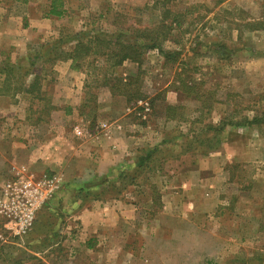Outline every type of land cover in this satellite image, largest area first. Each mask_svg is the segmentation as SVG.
<instances>
[{"label":"rangeland","instance_id":"374dc122","mask_svg":"<svg viewBox=\"0 0 264 264\" xmlns=\"http://www.w3.org/2000/svg\"><path fill=\"white\" fill-rule=\"evenodd\" d=\"M50 1L0 0V48L5 41L4 49H0L1 60L11 59L16 48L23 49L19 56L34 54L59 36L85 30L93 37L99 33L105 41L113 40L114 35L120 33L124 36L120 42H133L137 31H158L161 50L171 55L166 60L159 49L144 51L139 66L125 61L113 70L114 78L137 76L136 84L143 96L138 101L127 103L117 94L110 97L111 93L101 85L100 79L99 69L106 68L104 60L96 58L91 63L94 58L90 56L88 65L78 70L70 68L69 61H57L51 66L52 74L48 78H53L54 83L49 95L51 105L57 110L50 109L48 115L45 114L42 102L33 101L25 93L22 99V95L19 96L21 105L13 103V108L0 109V194L2 186L12 182L15 173L22 168L34 179L50 178L55 174L63 177L59 191L38 210L25 236L8 235L0 223V231L6 233L5 241L0 244V264L229 262L230 259H226L230 255L228 252L231 253L229 250L218 254L202 249L204 243H212V235L199 236L194 226L187 223L183 228L180 222L187 219L182 212L173 213L169 209L172 214L169 218L162 217L160 225L170 232H157L155 239L150 237L155 236L158 222H153L154 227L149 233L150 228L144 226V221L152 217L144 216V213H164L159 190L164 181L171 178L170 183H173L180 172L195 168H201L206 174L211 172L212 160L216 159L219 149L216 147L206 153L205 150L199 153L198 148L193 150L196 138L204 139L214 134L209 131L211 127L225 124L218 135L224 139L225 135L239 129L227 126L228 123L256 118L257 124L240 129H245L248 137H264V0H63L66 14L60 19L46 17ZM106 45L100 44L102 48ZM66 48L70 50L72 46ZM19 56L11 62H18ZM92 73L97 76V83H94ZM5 78L10 85L20 88V76L1 74L0 83ZM32 78L28 76L24 84H29ZM86 82L91 87L84 88ZM184 88L191 90L188 93ZM4 96L13 102L16 95ZM92 97L96 102L86 101ZM3 102L0 106L9 104ZM84 103L86 107L81 112L79 108ZM167 106L177 107L175 114L169 112ZM4 114H15V123L5 122ZM171 114L175 117L171 118ZM117 119H122L128 133L138 139L133 146L137 155L158 145L162 148L156 161L150 163L137 179L138 183H143L141 187L151 192L150 186L155 187V195L152 192L155 204L146 209L148 201L142 193L138 220L143 224L137 227L130 224L129 229L125 228L120 234H116V230L102 233L97 229L96 235L84 238L80 223L76 221L80 203L74 201L78 188L83 186L79 180L86 172L85 167L98 164L90 159L86 161L78 154L79 146L88 136L78 137L74 128L79 126L88 133L90 128L100 126L96 125L98 121L115 122ZM188 142H191L192 150L184 152ZM134 163L135 159L128 160L122 168L111 167L116 169L109 170V178ZM227 166H237L232 170L230 184L225 186V196L232 198L251 191L252 176L256 173L254 166L264 165ZM103 179L104 176H98L93 180ZM136 190L129 187L119 197L132 202ZM172 191L177 195L170 194L174 197L171 200L177 201L175 198L180 194L177 190ZM94 202L88 199L84 207L94 206ZM235 212L236 209L233 212L225 209L222 218L231 216L221 224L228 229L233 225L242 226L243 220L240 221V215ZM213 223V218H207L204 226L212 227ZM253 238L256 245L264 249L262 235H253ZM88 242L93 245L91 249L87 248ZM219 259L224 260L220 263Z\"/></svg>","mask_w":264,"mask_h":264},{"label":"crops","instance_id":"0c3cea01","mask_svg":"<svg viewBox=\"0 0 264 264\" xmlns=\"http://www.w3.org/2000/svg\"><path fill=\"white\" fill-rule=\"evenodd\" d=\"M5 25V24H4ZM5 42V41H4ZM1 43V48L2 47ZM12 45H17L13 44ZM11 59L23 54L22 48H16L13 51ZM1 53V52H0ZM2 56V55H1ZM21 57V56H19ZM1 60V59H0ZM15 100L11 102L6 96H0V103H9L8 105H1L0 109L13 108L11 105H21L23 92L15 94ZM112 97L111 94H109ZM14 97V96H13ZM19 99V100H18ZM5 122L15 121L16 115L4 114ZM4 119V118H2ZM124 121L117 119L115 122H97L96 125H104V127L90 128L88 133L97 131V134L91 138H84L82 141V148L84 151L78 152L88 159L93 160L98 164L97 166H86V172L81 175L82 179H78L80 184L93 181L98 176H103L109 173L113 166L124 167L128 160H133L136 156L137 150L133 148L136 145L138 139L128 133V130L123 126ZM15 123V122H14ZM108 124V125H107ZM245 129H236L232 134L225 135L222 139L216 159L212 160L210 173L206 174L201 168H195L180 172L176 179L171 182V178L168 182L164 181V184H160V201L162 202V208L164 213L159 211L158 213L146 214L144 216L151 215L152 218H148L144 221V226L151 229L154 227L153 222H158V226L155 230V236L162 231L169 233L170 230L163 228L160 225L162 217L169 218L173 213L182 212L185 219L180 222L181 226L184 225L194 226L195 231L199 236L211 234L213 237L212 243L207 242L202 247L204 250L211 252H225L227 250L230 255L226 259H230L225 264H264V249L261 246L256 245V239L253 235L260 237L262 235V241L264 242V166H254L256 173L252 176V188L247 194L239 195L236 197L225 196V186L230 184L232 179V170L237 164H262L264 165V137L252 138L245 134ZM111 147V149H110ZM76 154V151L74 152ZM118 169V168H117ZM115 171V170H112ZM174 177V176H173ZM78 181V182H79ZM157 187V186H156ZM137 190L134 191L132 202H125L122 199H108L102 201H95L94 206L77 208L76 221H79L82 228L83 237H92L96 235L97 229L102 233L120 234L125 228L129 229L130 224H136L140 226V211L141 202L140 197L142 193L146 196V209L154 206L152 201V192L150 189L134 186ZM171 189V190H170ZM177 190L180 194L177 201H172L170 194H176L172 191ZM142 191V192H141ZM221 194L220 197L217 195ZM228 200V201H227ZM227 201V202H225ZM146 203V204H147ZM169 204V206H166ZM176 209H173V207ZM171 209V211H169ZM235 210L240 215V221L242 226H234L233 228H227L224 224L231 216H224V210ZM242 215L244 218H242ZM126 218V219H125ZM207 218L214 219V225L212 227L204 226V222ZM127 219H130L129 222ZM100 220V221H99ZM137 220V223L135 222ZM99 221V222H98ZM114 221V222H113ZM139 221V223H138ZM202 224V225H199ZM255 224V225H254ZM115 226V228H113ZM168 231V232H167ZM158 232V233H157ZM177 232V231H176ZM151 236V235H149ZM201 242V241H200ZM204 242V241H202ZM210 243V244H209ZM261 253V254H259ZM220 263L224 259H219Z\"/></svg>","mask_w":264,"mask_h":264},{"label":"trees","instance_id":"16d2710c","mask_svg":"<svg viewBox=\"0 0 264 264\" xmlns=\"http://www.w3.org/2000/svg\"><path fill=\"white\" fill-rule=\"evenodd\" d=\"M63 0H51L49 9L47 11L46 17L47 18H56L60 19L63 18L66 14V10L63 5ZM170 12L169 10H167ZM167 12H164L166 14ZM164 14L162 13V18L164 20ZM177 21V19H176ZM173 22V20H172ZM90 31H79L74 34H67L59 36L52 42H49L46 45H43L39 52L34 54H26L25 56H21L19 61L16 63L11 62L9 57L0 60V75L5 74L7 77L8 75L11 76H20V88H16L15 84L10 85V82L7 78L1 81L0 95H11L15 96V94L23 92L31 97L34 101L42 102V111L47 114V111L57 110L55 106L51 105V96L49 95V90L51 89V84L54 81L53 78H48L50 74H52L51 66L54 65L57 61H69L70 68L75 70L81 69L85 67L87 60L91 57L94 59L91 63H94L97 59L102 58L104 60L105 67H101V85L107 87L109 92L111 93L112 97L116 94L123 97L125 102H134L141 100L142 92L137 83V76L135 78L129 77L125 79L121 78H114L113 70L116 67L121 66L125 61H131L136 63L138 66L142 62V55L144 51H150L154 49H159L163 54L164 58L169 59V55L163 53L160 48V43L158 40L159 33L158 31H153L151 29H144L141 31H137L134 35L133 42H120V39L123 38L120 33L114 35V39H109V41H105L104 38H101L100 34L90 36ZM139 39H143L142 42H138ZM118 40V42H117ZM104 42L107 45L102 48L100 44ZM99 44L96 46L95 44ZM71 45L72 48L67 49L66 46ZM115 45V48H113ZM101 49H105L103 52ZM39 65V68L37 66ZM139 70V69H138ZM33 76L32 81L27 83L25 79L28 76ZM100 75V74H98ZM90 76V74L88 75ZM93 77H95L94 83H97V76L92 73ZM113 81V84L111 83ZM19 83V81H18ZM54 83V82H53ZM15 86V87H14ZM22 86V87H21ZM91 87L89 84L84 85V88ZM187 89L186 91L189 93L191 88H184ZM91 97V96H90ZM90 100L96 102V98L92 97L87 99L86 101L89 102ZM153 101V100H152ZM90 103V102H89ZM86 107V103H84L79 110L81 112L83 108ZM96 108V106H95ZM169 112H174L177 110L175 106H167L166 108ZM90 113V112H88ZM40 114H43L40 112ZM84 114V113H83ZM48 115V114H47ZM171 118H174L175 115H170ZM168 116V117H170ZM40 120V118H38ZM258 121L256 118L252 120L244 118L239 122H230L227 124L235 127V128H245L251 127L257 124ZM223 126L225 124L219 125L218 127H211L209 131H213L214 134L206 137V138H196L193 142L195 144V148L193 150L199 149V153H205L207 150L219 149L220 143L222 141L219 138V133L223 130ZM211 131V132H212ZM191 142H188L184 145V152H189L192 150ZM162 148L160 145L155 146L154 148L146 151H141L138 155L135 156V163L130 168H126V170H119L117 175L113 178H109L110 173L103 175V180H93L88 183L82 184L78 188V195L75 197V202H79L80 205L77 208L84 207L85 202L90 199L91 201H102L108 199H121L119 196L120 194L128 189L129 187L140 186L143 183L137 182V179L140 177L142 172L149 167L150 163L156 161L158 156L161 154ZM100 179V178H99ZM153 194L155 195V187L150 186ZM94 189V190H92ZM97 189V191H95ZM107 192L112 193L113 195H109ZM152 196L154 197V195ZM154 199V198H153ZM155 204V203H153ZM1 227V225H0ZM93 247L91 242L87 243V248L91 249Z\"/></svg>","mask_w":264,"mask_h":264},{"label":"built area","instance_id":"2783aa9c","mask_svg":"<svg viewBox=\"0 0 264 264\" xmlns=\"http://www.w3.org/2000/svg\"><path fill=\"white\" fill-rule=\"evenodd\" d=\"M101 127L104 125L99 126ZM95 132L87 133L79 126L74 128V134L78 137H93L97 134V131ZM13 178L12 182L4 184L1 188L0 223L8 235L21 238L30 230L38 210L59 191L63 177L55 174L50 178L34 179L22 168ZM4 231H0V244L6 239Z\"/></svg>","mask_w":264,"mask_h":264}]
</instances>
